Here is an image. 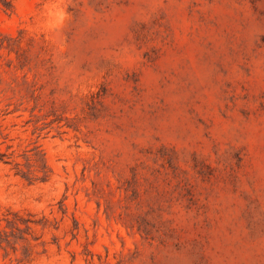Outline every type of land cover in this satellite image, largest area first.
Returning a JSON list of instances; mask_svg holds the SVG:
<instances>
[{
	"label": "rangeland",
	"instance_id": "rangeland-1",
	"mask_svg": "<svg viewBox=\"0 0 264 264\" xmlns=\"http://www.w3.org/2000/svg\"><path fill=\"white\" fill-rule=\"evenodd\" d=\"M0 264H264V0H0Z\"/></svg>",
	"mask_w": 264,
	"mask_h": 264
}]
</instances>
